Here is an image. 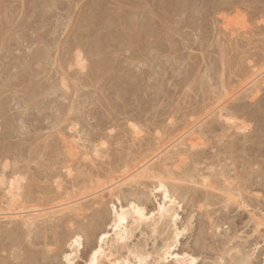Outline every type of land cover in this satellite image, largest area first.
Listing matches in <instances>:
<instances>
[{"label":"rangeland","instance_id":"rangeland-1","mask_svg":"<svg viewBox=\"0 0 264 264\" xmlns=\"http://www.w3.org/2000/svg\"><path fill=\"white\" fill-rule=\"evenodd\" d=\"M263 63L264 0H0V213H27L0 214V264H89L101 245L98 264H177L172 244L196 264H264V162L250 174L243 117L222 116ZM74 199L81 214L45 215Z\"/></svg>","mask_w":264,"mask_h":264},{"label":"bare ground","instance_id":"bare-ground-1","mask_svg":"<svg viewBox=\"0 0 264 264\" xmlns=\"http://www.w3.org/2000/svg\"><path fill=\"white\" fill-rule=\"evenodd\" d=\"M225 18V17H224ZM227 18V17H226ZM234 18V17H233ZM235 19V18H234ZM226 20V19H225ZM230 20V18L226 21V22H228ZM237 20H239V19H237ZM236 20V21H237ZM231 22H233V21H231ZM225 23V22H224ZM229 23V22H228ZM237 23V22H236ZM228 25V24H227ZM233 26V25H232ZM228 27V26H227ZM235 28V27H234ZM228 29V28H227ZM78 56H79V53H78ZM264 64V63H263ZM264 66V65H263ZM261 69V68H260ZM254 71V70H253ZM254 72H256V73H251L252 74V76H253V78H252V76H251V78L252 79H249L248 80V82L246 83V85L243 87V88H246V92L247 93H243L242 95H244V96H242V97H240L241 98V100L243 99L244 100V102L243 103H239V104H237V105H235L234 107H233V111H228L229 112V114L227 113V114H225L224 115V113H222L221 115L222 116H225L226 117V115H230L231 117H233L234 116V119L233 120H237L238 118H236L235 116H242L243 117V122H241L242 124V128H241V130L243 129L244 130V132H245V134H244V136H245V140H246V148H244V149H246L247 150V152H248V155L247 156H249V158L248 159H250L251 158V156L253 157V156H255V158L253 159V158H251L250 160H254L253 162H250V163H248L249 161H247V163H248V167L251 169V171H250V174H253L254 175V173L256 172V171H258L257 169L255 170V169H252L255 165L254 164H258V165H260L261 166V164L264 162V93H263V91H264V68L261 70V72H258L257 73V71L255 70ZM250 73V72H249ZM262 75V76H261ZM248 77H247V79L250 77L249 75H247ZM261 76V78H259ZM258 78V79H257ZM64 86V85H63ZM66 86V85H65ZM64 86V87H65ZM66 88V87H65ZM242 89V88H241ZM239 91V90H238ZM223 94H225L226 96L228 95V94H226V93H223ZM224 96V95H223ZM234 95H232V96H229V98H232ZM221 98V97H220ZM226 98V97H225ZM239 97H237V98H235V99H240ZM225 100H228V99H225ZM224 110L225 109V107H222L221 108V110ZM228 109V108H227ZM219 111V113L220 112H224V111ZM212 113V112H211ZM216 113H218V112H216ZM216 115V114H215ZM218 115V114H217ZM219 117V116H218ZM217 117V118H218ZM205 119V118H204ZM226 119V118H225ZM228 119V118H227ZM230 119V118H229ZM228 119V120H229ZM242 119V118H241ZM232 120V121H233ZM234 122V121H233ZM236 122V121H235ZM219 123H221L220 121H219ZM228 123H230V122H228ZM240 123V122H239ZM253 123H254V125H253ZM237 124V126H238V123H236ZM202 125H204V124H202ZM240 125V126H241ZM236 126V125H235ZM194 127V126H193ZM219 127V126H218ZM212 128V127H211ZM190 129H192V128H190ZM189 130V129H188ZM208 130V129H207ZM207 130H205V131H207ZM240 130V129H239ZM192 131H194V130H192ZM209 131H211V130H209ZM189 132V131H188ZM195 132V131H194ZM241 132V131H240ZM190 133V132H189ZM184 134V133H183ZM182 134V135H183ZM185 134H186V132H185ZM184 134V135H185ZM195 135H196V133H195ZM188 136V135H187ZM194 135H189L188 137V140H185L186 142L187 141H189V145L188 144H186V145H188L189 147H190V150L191 149H194V148H196L197 146H199L200 145V143H198V141H196V136H194ZM181 137V136H180ZM180 137H178V138H180ZM186 137V136H185ZM178 138H176V139H178ZM187 138V137H186ZM176 139H175V141H176ZM174 141V140H173ZM180 141V140H179ZM182 142V141H181ZM180 142V143H181ZM184 142V141H183ZM206 143V142H205ZM172 144V143H171ZM170 144V145H171ZM244 144H245V142H244ZM170 145H167L165 148H167L168 146H170ZM177 145H179L178 143H177ZM176 145V146H177ZM181 145H182V143H181ZM185 145V144H184ZM188 146H187V148H188ZM204 146V145H203ZM242 146H243V144H242ZM175 147V146H174ZM182 147V146H181ZM206 147V146H205ZM245 147V146H244ZM169 148V147H168ZM173 148V147H172ZM177 148V147H176ZM180 148V147H179ZM178 148V149H179ZM186 148V149H187ZM204 148V147H203ZM163 149V148H162ZM178 149H173V150H171L170 152H168L169 154H170V156H168L167 158H171V155L173 154V156L176 154V155H179V156H181L182 154H184V153H182L180 150L178 151ZM189 149V148H188ZM97 150H98V148H97ZM205 150V149H204ZM184 151V150H183ZM186 151V150H185ZM184 151V152H185ZM195 151V150H194ZM206 151V150H205ZM160 152H162V151H160ZM196 152V151H195ZM198 152V151H197ZM201 152V151H200ZM235 152V151H234ZM234 152H231V153H234ZM98 153V152H97ZM187 153V152H186ZM227 154V153H226ZM245 154V153H244ZM254 154V155H253ZM198 155H200V154H198ZM197 155V156H198ZM246 155V154H245ZM157 155H154V157H156ZM160 156V155H159ZM208 156V155H207ZM154 157H152V159L151 160H153V158ZM165 158V157H164ZM203 158H205V157H203ZM229 158V157H228ZM231 158V157H230ZM262 158V159H261ZM150 159V158H149ZM181 159V158H180ZM184 159V158H183ZM196 159V158H195ZM214 159V158H213ZM146 160V159H145ZM144 160V161H145ZM218 160V159H217ZM221 160V159H220ZM243 160H245V159H243ZM144 161H142V162H140V165L142 164V163H144ZM147 161L148 162H150L148 159H147ZM205 161V160H204ZM256 161V162H255ZM148 162H146L145 161V163L143 164V165H141L140 166V168H142L141 169V171L139 172V174L142 176V174H144V173H146L147 172V168H148V166H147V164H148ZM202 162V161H201ZM206 163V162H205ZM201 164V163H200ZM216 164V163H215ZM220 164V163H219ZM245 164V163H244ZM167 165V164H166ZM254 165V166H253ZM258 165H257V167H258ZM209 166V165H208ZM150 167V166H149ZM161 167V166H160ZM248 167H247V169H248ZM256 167V168H257ZM255 168V167H254ZM137 169V168H136ZM152 169V168H151ZM151 169H150V171H151ZM156 169V168H155ZM154 169V170H155ZM162 169V168H161ZM261 169V168H260ZM264 169V168H263ZM157 170V169H156ZM168 170V169H167ZM190 170V169H189ZM193 170V169H192ZM237 170V169H236ZM136 171H138V169L136 170ZM149 171V170H148ZM149 171V172H150ZM160 171V170H159ZM163 171V170H162ZM166 170H164V172H165ZM196 171H197V169H196ZM200 171V170H199ZM263 171V170H262ZM169 172V171H168ZM171 172V171H170ZM175 172V171H174ZM182 172V171H181ZM191 172V171H190ZM235 172V171H234ZM154 173V172H153ZM156 173H158V171L156 172ZM160 173H162L161 171H160ZM198 173V172H197ZM257 173V172H256ZM255 173V174H256ZM258 173L260 174V171H258ZM257 173V174H258ZM174 174V173H173ZM177 174V173H176ZM183 174H185V173H183ZM187 174H190V173H187ZM186 174V175H187ZM236 174V173H235ZM250 174H248V175H250ZM139 175V176H140ZM233 175V174H232ZM237 175V174H236ZM264 175V174H263ZM145 176V175H144ZM146 176H150V174H146ZM170 176V175H169ZM194 176V175H193ZM235 176V175H234ZM241 176V175H240ZM244 176V175H243ZM242 176V177H243ZM246 176H247V173H246ZM256 176V175H255ZM261 176V175H260ZM172 177V176H171ZM176 177H177V175H176ZM186 177V176H185ZM185 177H183V178H185ZM189 177H191L190 175H189ZM204 177V176H203ZM257 177V176H256ZM256 177H255V180H256ZM127 178V177H126ZM125 178V179H126ZM170 178V177H169ZM175 178V177H174ZM192 178V177H191ZM206 178V177H205ZM204 178V179H205ZM228 178V177H227ZM236 178V177H235ZM258 178H259V175H258ZM261 178V177H260ZM259 178V179H260ZM124 179V178H123ZM186 179H188V177H186ZM186 179H184V180H186ZM232 179H233V177H232ZM246 179H249V177L248 178H246ZM245 179V180H246ZM253 179V178H252ZM264 179V178H263ZM171 180V179H170ZM174 180V179H173ZM183 180V179H182ZM206 180V179H205ZM205 180H203V181H205ZM209 180V179H208ZM228 180V179H227ZM125 182L127 181V180H124ZM191 181V180H190ZM207 181V180H206ZM253 181V180H252ZM262 181V180H261ZM10 182V181H9ZM8 182V183H9ZM120 182H122V180L120 179ZM125 182H123V183H120L119 184V182L118 183H114L113 185H111V187H109L110 189H113V188H115L116 186H117V184H119V186L120 185H122V184H124ZM175 182V181H174ZM208 183H205L206 185H207V187L209 186V187H211V188H213L212 187V185H211V183H210V181H207ZM222 182V181H221ZM233 182V181H232ZM248 182V181H247ZM250 182V181H249ZM201 183V182H200ZM203 183V182H202ZM225 183V182H224ZM229 183V182H228ZM228 183H225V185L226 184H228ZM239 183V182H238ZM259 183V182H258ZM1 184H3L4 185V180H0V185ZM6 184V183H5ZM215 184V183H214ZM250 184V183H249ZM255 184V183H254ZM9 190H7V191H9V194L11 195V200L14 202V199H15V195H16V192L19 190V188H18V186H20V185H18V184H16V181H14V180H12L9 184ZM18 185V186H17ZM116 185V186H115ZM233 185V184H232ZM243 185V184H242ZM261 185V184H260ZM118 186V187H119ZM181 186H183V185H178L177 184V186H175V187H177L178 189H182V187ZM185 186V185H184ZM230 184H228L227 185V187L226 188H228V189H231L230 188ZM239 186V185H238ZM241 186V185H240ZM253 186V185H252ZM262 186V185H261ZM104 187H106V186H104ZM117 187V188H118ZM189 187V186H188ZM222 187V186H221ZM224 187V186H223ZM231 187H233V186H231ZM248 187H250V186H248ZM186 188H187V186H186ZM218 188V187H217ZM234 188H235V186H234ZM238 188V187H237ZM8 189V188H7ZM18 189V190H17ZM101 189V188H100ZM185 189V188H184ZM184 189H182V190H184ZM189 189V188H188ZM225 189V188H224ZM236 189V188H235ZM254 189H256V188H254ZM106 190V189H105ZM115 190V189H114ZM215 190V189H214ZM227 190V189H226ZM238 190V189H237ZM247 190V189H246ZM7 191H6V194H7ZM200 191H202L201 189H200ZM208 191V190H207ZM224 191V190H223ZM228 191V190H227ZM242 191H244V189L242 190ZM98 192V191H97ZM97 192H96V194H97ZM186 192V191H185ZM191 192V191H190ZM197 192V191H196ZM229 192V191H228ZM234 192V191H233ZM247 192H250V191H247ZM257 192V191H256ZM110 193V192H109ZM176 193V192H175ZM180 193V192H179ZM211 193V192H210ZM226 193V192H225ZM237 193H240V192H237ZM246 193V192H245ZM94 194V193H93ZM99 194V193H98ZM196 194V193H195ZM203 194V193H202ZM233 194H235V193H233ZM241 194H243L242 192H241ZM241 194H239V195H241ZM9 195V196H10ZM103 195V194H102ZM229 195V194H228ZM238 195V196H239ZM252 195H253V193H252ZM252 195H250V196H252ZM100 196V195H99ZM104 196V195H103ZM235 196V195H234ZM241 196H243V195H241ZM241 196H240V199H241ZM256 196V195H255ZM192 197V196H191ZM212 197V196H211ZM217 197V196H216ZM231 197V196H230ZM245 197V196H244ZM254 197V196H253ZM10 198V197H9ZM102 198V197H101ZM184 198V197H183ZM233 198V197H232ZM236 198V197H235ZM235 198H233L235 201H236V199ZM97 199V198H96ZM195 199V198H194ZM204 199V198H203ZM232 199V200H233ZM239 199V198H238ZM75 200V199H74ZM78 200V199H77ZM77 200H75V201H73V200H71V201H68V202H63V203H59V204H56L55 206H53V207H51L50 209V211L49 212H46V214L45 215H64L65 213H70V215H72L71 214V212H76V213H79L80 212V210L78 209V202H77ZM81 200V199H80ZM199 200V199H198ZM225 200V199H224ZM165 201L168 203H161L160 205H159V209H158V212H159V214H160V218L163 220V219H165L167 216L168 217H171V218H175L177 215H178V212H177V210L174 208L175 207V202H176V198H174L172 195H170V194H165ZM192 201V200H191ZM209 201V200H208ZM227 201V200H226ZM238 201V200H237ZM240 201V200H239ZM80 202V201H79ZM204 202H205V200H204ZM225 203V202H224ZM227 203V202H226ZM232 203V202H231ZM234 203V202H233ZM237 204H238V202H236ZM81 204V203H80ZM198 204V203H197ZM212 204V203H211ZM216 204V203H215ZM228 204V203H227ZM244 204V203H243ZM209 205V204H208ZM207 205V206H208ZM11 208V207H10ZM13 208H15V207H13ZM13 208H12V210H13ZM20 208V207H19ZM19 208H18V210L17 211H10L11 209H9L8 208V211H10V212H4V213H0V214H4V217L6 216V217H17V216H20V217H24V215L26 216V212H25V209L24 208H22V210H24L23 212L25 213V214H23V212L22 211H20L21 210V208H20V210H19ZM49 208V207H48ZM208 208V207H207ZM43 209V208H42ZM82 209H84L83 208V206H82ZM230 209V208H229ZM39 211H40V209H38ZM37 210V212H34V210H31L32 212H34L35 214H33V215H30L29 216V214H28V216L29 217H26V223H29V222H35V221H37L35 218H38V217H41L42 215H44V214H38V211ZM46 210H47V208H46ZM27 211V210H26ZM29 211V210H28ZM31 211H29L28 213H30ZM44 211V210H43ZM42 211V212H43ZM81 211H83V210H81ZM45 212V211H44ZM84 213V212H83ZM134 213H135V221H136V225H141L142 223H145L148 219H149V216L146 214V212H145V210H143V209H141V208H139V207H137L135 210H134ZM203 213V212H202ZM30 214H32V213H30ZM74 214V213H73ZM79 214H81V213H79ZM78 214V215H79ZM205 214V213H204ZM66 215V214H65ZM69 214H68V216H70ZM76 215V214H75ZM98 215H99V213H98ZM206 215V214H205ZM1 216V215H0ZM77 216V215H76ZM75 216V217H76ZM212 216V215H211ZM2 217V216H1ZM42 217H44V216H42ZM45 217H48V216H45ZM74 217V216H73ZM74 217V218H75ZM92 217H94V216H92ZM97 217V216H96ZM206 217V216H205ZM51 219H52V217H50ZM60 218V217H59ZM63 218V217H62ZM70 218V217H69ZM5 219V218H4ZM12 219V218H11ZM23 219V218H22ZM35 219V220H34ZM49 219V218H48ZM66 219V218H65ZM70 219H72V218H70ZM77 219V218H76ZM211 219V218H210ZM46 221H47V219H45ZM73 220V219H72ZM95 219H92V221H94ZM213 220H215L214 218H213ZM12 221V220H11ZM14 221V220H13ZM67 221H70V220H67ZM91 221V222H92ZM164 221V220H163ZM65 222V221H64ZM71 222V221H70ZM73 222V221H72ZM71 222V223H72ZM90 222V223H91ZM216 222V221H215ZM53 223V222H52ZM67 223V222H66ZM71 223H69V224H71ZM94 223V222H93ZM126 223H128L127 222V215H126V213H124V212H122V213H117V218H116V223H115V225H114V227H113V229H114V232H115V234H116V241L117 242H124L125 243V241H126V239H128V235H129V231H128V229H127V227H126ZM206 223V222H205ZM208 223V222H207ZM30 224V223H29ZM31 224H33V223H31ZM54 224V223H53ZM68 224V223H67ZM217 224H218V222H217ZM260 225H262V224H260ZM92 226H94V225H92ZM209 226V225H208ZM212 226V225H211ZM214 226V225H213ZM217 226V225H216ZM215 226V227H216ZM90 228H91V226H90ZM90 228H88V229H90ZM122 228H124L123 230H122ZM206 228V227H205ZM211 228V227H210ZM81 229V228H80ZM215 229V228H214ZM94 230V229H93ZM214 234V233H213ZM88 235V234H87ZM177 235V234H176ZM95 236V235H94ZM108 237V234L107 233H103L102 235H101V237H100V242L102 243L106 238ZM79 238H80V236L79 235H77V237L74 239V242L75 243H77V245H79L80 244V242H79ZM124 245V244H123ZM173 247H174V244H172V245H168L167 247H166V249H165V251L163 252V259H173V261L175 262V263H177V264H181L182 262L184 263V264H192V262L193 261H195L196 259L194 258V257H189V258H186V257H183V256H181L179 253H175V252H173L172 250H173ZM239 252V251H238ZM95 253V257L93 256V254ZM104 253V249H103V246L101 245V246H99L98 248H96L94 251H93V253H92V255H91V258H90V261H89V264H93V260H95V264H98L99 263V258H100V256L102 255ZM139 254V253H138ZM242 255V254H241ZM138 256V255H137ZM139 257V256H138ZM236 257V256H235ZM247 257V256H246ZM235 260V259H234ZM238 261H240V259L238 260ZM244 261V260H243ZM140 262H141V259H140ZM240 263V262H239ZM248 263V260H245L244 262H243V264H247ZM120 264H128V261L126 260L124 263L123 262H121ZM240 264H242V263H240Z\"/></svg>","mask_w":264,"mask_h":264},{"label":"snow or ice","instance_id":"snow-or-ice-1","mask_svg":"<svg viewBox=\"0 0 264 264\" xmlns=\"http://www.w3.org/2000/svg\"><path fill=\"white\" fill-rule=\"evenodd\" d=\"M93 256L95 257V253L93 254ZM93 264H95V260H93ZM192 264H196V262L193 261Z\"/></svg>","mask_w":264,"mask_h":264}]
</instances>
